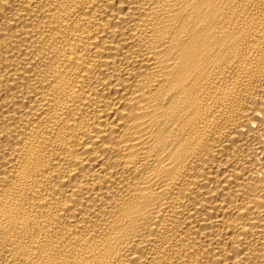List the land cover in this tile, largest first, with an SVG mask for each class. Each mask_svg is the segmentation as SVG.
<instances>
[{
  "label": "bare ground",
  "instance_id": "obj_1",
  "mask_svg": "<svg viewBox=\"0 0 264 264\" xmlns=\"http://www.w3.org/2000/svg\"><path fill=\"white\" fill-rule=\"evenodd\" d=\"M0 264H264V0H0Z\"/></svg>",
  "mask_w": 264,
  "mask_h": 264
}]
</instances>
